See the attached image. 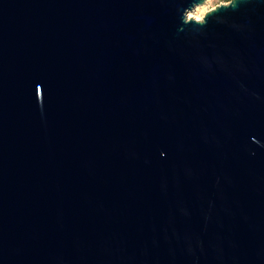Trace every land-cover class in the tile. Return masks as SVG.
<instances>
[{
  "label": "water",
  "instance_id": "95a60500",
  "mask_svg": "<svg viewBox=\"0 0 264 264\" xmlns=\"http://www.w3.org/2000/svg\"><path fill=\"white\" fill-rule=\"evenodd\" d=\"M0 0V264H264V0Z\"/></svg>",
  "mask_w": 264,
  "mask_h": 264
},
{
  "label": "rangeland",
  "instance_id": "374dc122",
  "mask_svg": "<svg viewBox=\"0 0 264 264\" xmlns=\"http://www.w3.org/2000/svg\"><path fill=\"white\" fill-rule=\"evenodd\" d=\"M229 1L230 0H205L203 5L196 7L194 10L189 12L187 17L190 16V19H198V21H200L208 11L219 5L227 4Z\"/></svg>",
  "mask_w": 264,
  "mask_h": 264
},
{
  "label": "bare ground",
  "instance_id": "6f19581e",
  "mask_svg": "<svg viewBox=\"0 0 264 264\" xmlns=\"http://www.w3.org/2000/svg\"><path fill=\"white\" fill-rule=\"evenodd\" d=\"M187 18L190 19V16H188ZM195 20H196V19H195ZM196 21H198V19H197Z\"/></svg>",
  "mask_w": 264,
  "mask_h": 264
}]
</instances>
